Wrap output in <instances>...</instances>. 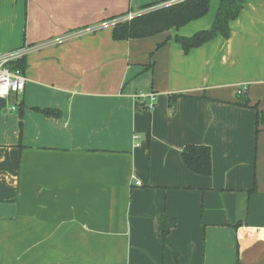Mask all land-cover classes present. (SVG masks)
<instances>
[{
    "label": "crops",
    "instance_id": "crops-1",
    "mask_svg": "<svg viewBox=\"0 0 264 264\" xmlns=\"http://www.w3.org/2000/svg\"><path fill=\"white\" fill-rule=\"evenodd\" d=\"M153 1L0 0V54L31 48L0 102V264H264V0L187 54L174 36L210 29L219 0L112 38ZM187 146L209 148V176Z\"/></svg>",
    "mask_w": 264,
    "mask_h": 264
},
{
    "label": "trees",
    "instance_id": "trees-1",
    "mask_svg": "<svg viewBox=\"0 0 264 264\" xmlns=\"http://www.w3.org/2000/svg\"><path fill=\"white\" fill-rule=\"evenodd\" d=\"M243 5L244 0H219L216 15L210 29L196 32L191 37L176 35L174 36V41L187 54L191 49L198 48L212 41L217 36L227 39L230 34V23L238 17ZM155 7V4L144 6L140 10H145V13L134 16L130 20L115 23L112 30V38L115 41H127L152 37L172 29L178 30L206 16L209 9V0H182L165 7ZM128 13L113 17L111 20L123 18ZM157 47L159 48L160 45ZM17 66L24 72V59L20 60ZM242 95L238 96L241 97ZM0 102L4 105L5 101L0 100ZM236 104L248 107L249 101L243 98ZM40 112L48 117H59V112L57 111L41 110ZM19 116L21 118V112ZM256 125L264 126V112L257 113ZM182 159L191 172L202 176L211 174V157L208 147L187 146L182 151ZM238 226L240 225L238 224L234 228L238 229ZM166 235L167 230L162 232L164 239ZM236 264H238V261Z\"/></svg>",
    "mask_w": 264,
    "mask_h": 264
},
{
    "label": "built area",
    "instance_id": "built-area-1",
    "mask_svg": "<svg viewBox=\"0 0 264 264\" xmlns=\"http://www.w3.org/2000/svg\"><path fill=\"white\" fill-rule=\"evenodd\" d=\"M182 0H175L170 3L174 4ZM134 16L128 13L124 18V21L130 20ZM82 34V33H81ZM74 37L80 36V33L73 35ZM31 51V48L23 46L5 53L0 54V100L6 101L11 94L21 95L24 91L26 78L24 72L18 68L17 63L24 59L26 55ZM245 92V89H239L238 95ZM145 98L139 96L138 99ZM150 99L154 100V95H150ZM13 108H7V111Z\"/></svg>",
    "mask_w": 264,
    "mask_h": 264
},
{
    "label": "rangeland",
    "instance_id": "rangeland-1",
    "mask_svg": "<svg viewBox=\"0 0 264 264\" xmlns=\"http://www.w3.org/2000/svg\"><path fill=\"white\" fill-rule=\"evenodd\" d=\"M172 3H170V2H167V3H164V4H161V5H156V7L155 8H161V7H165V6H168V5H171ZM154 8V9H155ZM142 13H145V10L144 11H141V10H139L138 12H136V13H131L133 16H137V15H140V14H142ZM124 17L123 18H119V19H116L115 20V23H117V22H122V21H124ZM114 23V24H115Z\"/></svg>",
    "mask_w": 264,
    "mask_h": 264
},
{
    "label": "water",
    "instance_id": "water-1",
    "mask_svg": "<svg viewBox=\"0 0 264 264\" xmlns=\"http://www.w3.org/2000/svg\"><path fill=\"white\" fill-rule=\"evenodd\" d=\"M172 1H175V0H154L153 2L155 5H161V4L172 2Z\"/></svg>",
    "mask_w": 264,
    "mask_h": 264
}]
</instances>
